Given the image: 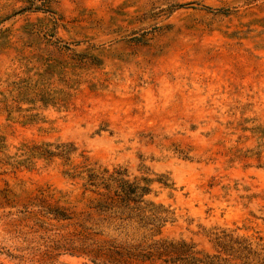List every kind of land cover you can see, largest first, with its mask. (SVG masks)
<instances>
[{"label":"rangeland","instance_id":"obj_1","mask_svg":"<svg viewBox=\"0 0 264 264\" xmlns=\"http://www.w3.org/2000/svg\"><path fill=\"white\" fill-rule=\"evenodd\" d=\"M116 169L159 232L97 207ZM161 240L264 264V0H0V264H186Z\"/></svg>","mask_w":264,"mask_h":264},{"label":"trees","instance_id":"obj_2","mask_svg":"<svg viewBox=\"0 0 264 264\" xmlns=\"http://www.w3.org/2000/svg\"><path fill=\"white\" fill-rule=\"evenodd\" d=\"M91 184L105 189L98 192L101 200L97 207L109 212L110 221H119L121 225L136 222L141 227H149L153 232H159L160 227L170 219V212L162 204H156L146 197L151 192L148 179L145 183L140 180L131 181L127 172L116 169L112 172L105 170V174H91ZM126 227V226H121ZM148 254H160L168 257V260L184 261L186 264H214L215 260L210 256H199L194 247L186 241H155L148 246ZM125 258L138 256L131 248H123ZM123 256V255H122ZM126 263V261H125Z\"/></svg>","mask_w":264,"mask_h":264}]
</instances>
